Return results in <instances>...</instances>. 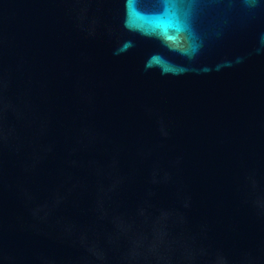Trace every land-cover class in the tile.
<instances>
[{"label": "water", "instance_id": "1", "mask_svg": "<svg viewBox=\"0 0 264 264\" xmlns=\"http://www.w3.org/2000/svg\"><path fill=\"white\" fill-rule=\"evenodd\" d=\"M0 264H264V0H0Z\"/></svg>", "mask_w": 264, "mask_h": 264}, {"label": "clouds", "instance_id": "2", "mask_svg": "<svg viewBox=\"0 0 264 264\" xmlns=\"http://www.w3.org/2000/svg\"><path fill=\"white\" fill-rule=\"evenodd\" d=\"M153 182H156L155 180H153ZM117 188V185L116 184H111L109 185L106 189H102V191L104 192L105 194V197L104 199H101L98 197L97 201H96V205L99 209H104V204L106 202V199L108 198V195L112 192H115ZM146 211V209L143 207V206H140L138 209H137V212L139 214H144ZM105 216H107V211H103V214L101 215V219L105 218ZM145 252L146 253H151L152 252V248L149 246L145 249ZM130 254L132 256H140L142 255L143 253L139 252L138 250H136L135 246H133V248L130 249Z\"/></svg>", "mask_w": 264, "mask_h": 264}]
</instances>
